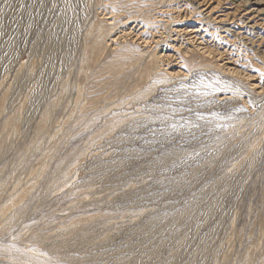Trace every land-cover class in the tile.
I'll list each match as a JSON object with an SVG mask.
<instances>
[{
	"label": "rangeland",
	"instance_id": "1",
	"mask_svg": "<svg viewBox=\"0 0 264 264\" xmlns=\"http://www.w3.org/2000/svg\"><path fill=\"white\" fill-rule=\"evenodd\" d=\"M0 264H264V0H0Z\"/></svg>",
	"mask_w": 264,
	"mask_h": 264
}]
</instances>
